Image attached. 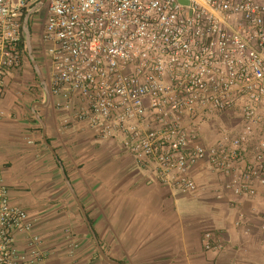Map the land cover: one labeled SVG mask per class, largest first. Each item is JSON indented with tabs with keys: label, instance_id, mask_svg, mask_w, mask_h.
<instances>
[{
	"label": "built area",
	"instance_id": "1",
	"mask_svg": "<svg viewBox=\"0 0 264 264\" xmlns=\"http://www.w3.org/2000/svg\"><path fill=\"white\" fill-rule=\"evenodd\" d=\"M0 0V99L24 66L25 20L46 9L40 39L50 45V90L99 134L129 130V149L152 158L183 193L198 190L192 172L209 160L229 176L226 188L256 197L264 188V140L234 173L264 124V0ZM235 112L242 133L230 145L194 144L207 117ZM153 128H128L133 120ZM261 229L264 232V217ZM18 235L29 238L26 253ZM43 238L12 202L0 167V264H42ZM213 233L204 250L220 249Z\"/></svg>",
	"mask_w": 264,
	"mask_h": 264
},
{
	"label": "crops",
	"instance_id": "2",
	"mask_svg": "<svg viewBox=\"0 0 264 264\" xmlns=\"http://www.w3.org/2000/svg\"><path fill=\"white\" fill-rule=\"evenodd\" d=\"M39 47L50 60L47 84L30 57L43 89L36 90L27 64L6 79L0 167L12 202L28 212L43 238L42 264H264V188L253 198L237 196L226 188L229 176L203 160L192 172L197 192L183 193L172 176L161 177L152 158L131 152L129 130L99 134L77 119L83 108L77 98L69 110L55 107L65 100L50 90V45L41 41ZM130 127L146 132L153 124L133 120ZM224 128L229 135L220 134ZM242 129L235 112L210 116L194 144L230 145ZM255 134L235 174L252 162L264 124ZM208 231L220 249L204 250ZM28 242L17 236L19 253Z\"/></svg>",
	"mask_w": 264,
	"mask_h": 264
},
{
	"label": "rangeland",
	"instance_id": "3",
	"mask_svg": "<svg viewBox=\"0 0 264 264\" xmlns=\"http://www.w3.org/2000/svg\"><path fill=\"white\" fill-rule=\"evenodd\" d=\"M46 14L47 11L46 9H43V11L40 14L35 15V19L33 21V34L31 36V52L28 48L27 42H26V55H25V59H24V64H27V67L31 70L32 74H33V78L35 80V86H36V90L38 89H43L40 85V81L36 75L35 72V68L31 62V57L33 56V58L36 60V65L38 66L41 78H43V81L45 84L48 83L49 77H50V60L48 58L47 55L43 56L42 55V51L40 49V44H41V39H40V34H41V30L42 27L44 26V22L46 19ZM38 60V61H37ZM220 134H224V135H229L228 133H226V129H222Z\"/></svg>",
	"mask_w": 264,
	"mask_h": 264
},
{
	"label": "water",
	"instance_id": "4",
	"mask_svg": "<svg viewBox=\"0 0 264 264\" xmlns=\"http://www.w3.org/2000/svg\"><path fill=\"white\" fill-rule=\"evenodd\" d=\"M183 3H186L188 4L189 2L187 0H181ZM42 2L44 3L45 0H42ZM24 32H25V37H26V41H27V45H28V48L31 52V31H30V16L26 18L25 20V29H24Z\"/></svg>",
	"mask_w": 264,
	"mask_h": 264
},
{
	"label": "trees",
	"instance_id": "5",
	"mask_svg": "<svg viewBox=\"0 0 264 264\" xmlns=\"http://www.w3.org/2000/svg\"><path fill=\"white\" fill-rule=\"evenodd\" d=\"M23 45H24V47H26V41H24V44Z\"/></svg>",
	"mask_w": 264,
	"mask_h": 264
}]
</instances>
